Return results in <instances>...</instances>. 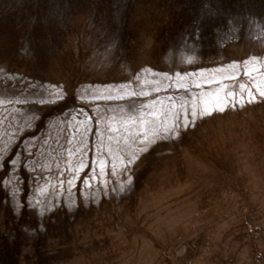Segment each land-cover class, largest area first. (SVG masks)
Returning <instances> with one entry per match:
<instances>
[{"label":"rangeland","instance_id":"obj_1","mask_svg":"<svg viewBox=\"0 0 264 264\" xmlns=\"http://www.w3.org/2000/svg\"><path fill=\"white\" fill-rule=\"evenodd\" d=\"M254 85L264 0H0V264H264ZM249 89L141 154L131 185L113 168L123 130L97 134L133 105L171 115Z\"/></svg>","mask_w":264,"mask_h":264},{"label":"snow or ice","instance_id":"obj_2","mask_svg":"<svg viewBox=\"0 0 264 264\" xmlns=\"http://www.w3.org/2000/svg\"><path fill=\"white\" fill-rule=\"evenodd\" d=\"M247 75V73H245ZM58 87V86H57ZM196 88H201V84H195ZM243 87V86H241ZM255 91L260 98H264V88L254 85ZM159 91V89H157ZM59 96V93H56ZM130 96H136L137 93H128ZM140 96H146V92L139 93ZM257 100V95L253 93L251 89L247 91L246 96L244 94H236L232 91L226 92L224 96L216 95L210 99L204 97H193L190 106H182L181 109L176 110L171 115L165 112H161L157 109V101L153 100L149 103H141L138 106H131L128 113L116 117H111L107 121L106 128H100L99 125L105 123V118L101 117L96 120L97 134L101 136V145H103V134L106 131L109 133L108 140L112 141L113 136L111 133L122 132L123 147L118 148L121 155L113 153V168L116 167V163H119L123 172L127 173V179L129 184L134 183L132 168L137 162V158L141 154H146L151 150V147L156 145L160 141L179 142L183 133L191 126L195 125L198 120L212 116L214 112H224L229 106L235 107L237 103L243 105L244 103H252ZM11 103V101H9ZM175 108V105H173ZM163 117V119H162ZM113 122L119 125V127L113 126ZM87 131V129H85ZM119 144V140L117 141ZM133 145L137 147L136 151L127 153L126 150ZM108 151H112L111 148ZM14 154V153H13ZM5 163L9 166H14V161L9 156ZM105 160L99 159V163L96 168L103 173L105 167ZM87 165L84 164L82 156L79 164L73 169L69 168L71 173L67 183L70 187L74 186L73 181L78 178V173L83 170ZM95 171V170H93ZM92 179H95L93 174ZM63 183V181H62ZM87 184L88 181L86 180Z\"/></svg>","mask_w":264,"mask_h":264}]
</instances>
